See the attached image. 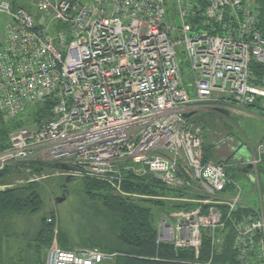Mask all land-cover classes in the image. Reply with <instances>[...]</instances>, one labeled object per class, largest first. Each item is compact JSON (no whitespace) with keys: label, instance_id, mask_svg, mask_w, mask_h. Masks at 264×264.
<instances>
[{"label":"built area","instance_id":"1","mask_svg":"<svg viewBox=\"0 0 264 264\" xmlns=\"http://www.w3.org/2000/svg\"><path fill=\"white\" fill-rule=\"evenodd\" d=\"M172 1L173 12L168 0H0V13L11 18L0 42V127L31 104L52 113L10 131L0 170L53 163L63 178L100 179L126 163L135 176H157L192 194L179 201L196 204L172 225L163 214L157 243L198 257L208 238L220 251L230 223L237 264H264V135L248 162L259 195V206L249 207L229 164L203 160V130L189 116L237 113L264 98L250 66L264 67L259 12L251 0ZM116 189L126 194L121 181ZM240 209L255 212L243 217ZM57 230L45 264L113 260L98 248H63Z\"/></svg>","mask_w":264,"mask_h":264},{"label":"trees","instance_id":"2","mask_svg":"<svg viewBox=\"0 0 264 264\" xmlns=\"http://www.w3.org/2000/svg\"><path fill=\"white\" fill-rule=\"evenodd\" d=\"M259 12L258 25L264 35V0H251ZM253 82L264 88V67L252 62ZM264 98L246 106L247 111L264 112ZM36 112L35 122L39 123L52 117L50 106L40 105ZM255 109V110H254ZM28 126V122L20 116L18 119L2 121L0 127V150L8 146L10 131ZM204 151L203 160H214ZM27 165V164H25ZM30 165V164H29ZM38 173L44 169L50 170L53 163H32ZM8 169L0 172V182L8 174ZM264 172V167L260 168ZM146 175L135 176L125 173L123 189L128 192L152 189L165 185ZM138 177V178H137ZM79 184L81 204L85 211L84 223L78 230V236L71 238L61 233L59 240L66 249L98 248L106 253L115 254L113 264H237L234 249V232L232 225L227 224L226 238L220 251L215 248L208 238H205L198 257L190 249L175 250L169 243H157V214L147 203H133L130 199L114 193L103 182L80 178ZM12 187L0 190V264H45L47 250L52 244L55 223L48 221L56 219V210L41 212L47 198L48 190L61 187V184H49L45 187L34 181H15ZM47 187V188H46ZM183 196H192L178 188L172 189ZM182 196V197H183ZM162 204V209L167 204ZM173 209L185 205L173 203ZM171 207V206H169ZM167 210V209H163ZM247 213V210L240 209ZM254 213V209L249 215ZM238 216V214H236ZM235 216V217H236ZM52 219V220H53Z\"/></svg>","mask_w":264,"mask_h":264},{"label":"rangeland","instance_id":"3","mask_svg":"<svg viewBox=\"0 0 264 264\" xmlns=\"http://www.w3.org/2000/svg\"><path fill=\"white\" fill-rule=\"evenodd\" d=\"M21 1V0H20ZM84 5H89L94 2V0H77ZM30 0H23V3L28 4ZM168 9L173 12V1L168 0L167 3ZM31 11L34 13L35 9L31 8ZM172 15V13L170 14ZM10 16L5 13H0V42L5 39V29L7 24L10 21ZM171 23L173 26L176 25L173 17H171ZM179 23V21L177 22ZM180 50L184 49L183 44L180 45ZM181 60V67L183 73L186 77H188V66L186 63V56L184 54L179 55ZM37 106L31 104L25 112L22 114V119L28 122V127L33 126L35 123V117ZM194 123L197 126H200L203 130L204 136V143H203V156L204 151L206 150L207 155L213 158L209 159H217L219 161L227 162L237 156L242 157H250L251 152L253 151L252 148L257 144L260 138L264 135V112L262 111H247L245 110L244 113L235 112L234 117H226L224 115L219 114L218 112H204L202 111L199 113L198 116L193 118ZM36 163V162H33ZM27 164V165H25ZM8 169V174L5 178H2L0 182V190L3 186L6 185H14L13 182L15 181H22V180H29L33 179L36 180L40 186L43 187L51 184L57 186V184L66 185L68 188V193L66 195V200L61 203H55L57 197L61 196L62 191L60 187H54V190L50 189L47 193V198L44 202L43 208L39 213V216L42 213L47 212L48 210H56L57 216L56 219H53L55 223V228L58 229L57 240L61 245L59 240V236L61 233H66L70 235L71 238L78 236V230L82 227L84 223L85 211L87 210L81 204L80 198V187L81 184L80 178L73 179L70 183L67 182L61 175V170L59 167H52L50 170L44 169L43 172L38 173L33 168L32 163L28 165V163H12L8 165L5 169L0 170V172ZM228 172L234 176L239 185L242 188V197L244 198V203L249 204V207H257L259 206V195L258 192L254 191V184L252 179H249L245 176H242L237 173L236 167H228ZM252 172V169H251ZM125 173H130L129 165L126 163H120L113 172L107 175L104 178L94 179L100 182L105 183L112 189L114 193H118L116 186L120 181L123 184V181L126 179L124 177ZM154 180L160 182L165 187L162 189L161 187H152V189H141L140 191L128 192L126 191L125 195H120L130 199L133 203H147L152 209H155L157 216L156 219V228H157V236H158V224L162 215L166 212L169 215L174 213L173 203L178 204H189L188 202L184 201L181 202L178 199L182 197V193H176V191L172 190L175 187L164 183L159 177L152 175ZM138 178V177H137ZM260 186L264 188V172H260L259 170V179H258ZM255 183V182H254ZM42 187V186H41ZM47 188V187H46ZM7 189V188H6ZM66 189V188H65ZM128 193V194H127ZM188 197V196H183ZM159 202H164L167 204L166 208H160L162 204H158ZM194 207L196 204H193ZM193 205H185L182 208L193 207ZM171 206V207H169ZM167 209V210H163ZM250 209V208H249ZM178 212L185 214L189 210H182L176 209ZM247 213H242L243 217H248L249 212L251 210H247ZM241 215V217H242ZM169 219V218H168ZM175 218H173L174 220ZM176 221V220H175ZM169 222L172 225V221L169 219ZM177 224V223H176ZM227 229V228H226ZM225 231L223 232H226ZM227 235V233H224ZM54 238V235H53ZM75 249H81L80 247H73ZM113 261V260H112ZM107 262L105 264H113V262Z\"/></svg>","mask_w":264,"mask_h":264},{"label":"crops","instance_id":"4","mask_svg":"<svg viewBox=\"0 0 264 264\" xmlns=\"http://www.w3.org/2000/svg\"><path fill=\"white\" fill-rule=\"evenodd\" d=\"M238 112L244 113L245 111L244 110H240ZM199 113H201V112H199ZM199 113L198 112L197 113H190L189 116H191V117L194 118V117L198 116ZM219 114L224 115L226 117H229L228 115L223 114L222 112H220ZM234 116H235V113H233V117ZM252 156H253V151L251 152V156L250 157H242V156L240 157V156H237V157H235V158L227 161L226 163L229 164V167H236L238 174H240L242 176H245V177H247L249 179H252L251 178V174H252L251 169L252 168L250 167V165H248V162L252 159ZM232 177L237 181V179L234 176H232ZM191 208L188 207V208H180V209H182V210H190ZM179 214H180V212H178L177 210H174V213L172 215H169L166 212L164 213V215H167V216L170 217L171 221L173 220V218L177 217Z\"/></svg>","mask_w":264,"mask_h":264},{"label":"water","instance_id":"5","mask_svg":"<svg viewBox=\"0 0 264 264\" xmlns=\"http://www.w3.org/2000/svg\"><path fill=\"white\" fill-rule=\"evenodd\" d=\"M220 112H222L223 114L228 115L229 117H233V113H231L229 111L220 110ZM63 168L64 169H67L68 167L66 165H63ZM64 200H66V194H65V192H63L61 196H59V197L56 198L55 203H61Z\"/></svg>","mask_w":264,"mask_h":264},{"label":"flooded vegetation","instance_id":"6","mask_svg":"<svg viewBox=\"0 0 264 264\" xmlns=\"http://www.w3.org/2000/svg\"><path fill=\"white\" fill-rule=\"evenodd\" d=\"M67 182H71L72 180H73V178H70V177H66V178H64ZM66 188V189H65ZM68 187L64 184V185H62L61 187H60V190H63L62 191V193L63 192H65V194L67 195V193H68V189H67ZM62 195V194H61Z\"/></svg>","mask_w":264,"mask_h":264},{"label":"bare ground","instance_id":"7","mask_svg":"<svg viewBox=\"0 0 264 264\" xmlns=\"http://www.w3.org/2000/svg\"><path fill=\"white\" fill-rule=\"evenodd\" d=\"M253 77H254V76H253ZM254 110H255V109H254ZM259 111H260V110H259ZM254 212H255V210H254ZM253 214H254V213H253ZM250 215H251V214H250ZM250 215H249V216H250ZM168 218L170 219V217H169V216H168Z\"/></svg>","mask_w":264,"mask_h":264}]
</instances>
